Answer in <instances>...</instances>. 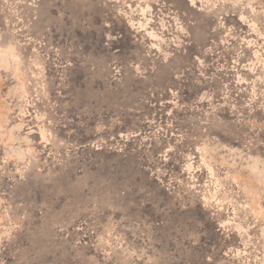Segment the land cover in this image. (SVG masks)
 Returning <instances> with one entry per match:
<instances>
[{
  "label": "rangeland",
  "instance_id": "374dc122",
  "mask_svg": "<svg viewBox=\"0 0 264 264\" xmlns=\"http://www.w3.org/2000/svg\"><path fill=\"white\" fill-rule=\"evenodd\" d=\"M0 264H264V0H0Z\"/></svg>",
  "mask_w": 264,
  "mask_h": 264
}]
</instances>
